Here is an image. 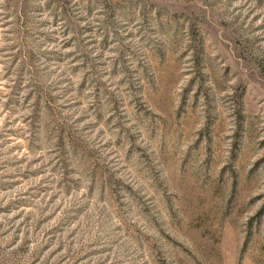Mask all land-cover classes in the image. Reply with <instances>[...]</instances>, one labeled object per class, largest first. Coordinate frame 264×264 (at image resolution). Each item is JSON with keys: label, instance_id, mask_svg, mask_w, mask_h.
Segmentation results:
<instances>
[{"label": "rangeland", "instance_id": "1", "mask_svg": "<svg viewBox=\"0 0 264 264\" xmlns=\"http://www.w3.org/2000/svg\"><path fill=\"white\" fill-rule=\"evenodd\" d=\"M0 264H264V0H0Z\"/></svg>", "mask_w": 264, "mask_h": 264}]
</instances>
